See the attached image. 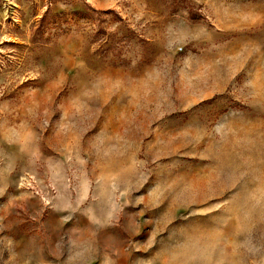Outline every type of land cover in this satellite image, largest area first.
<instances>
[{"label":"rangeland","instance_id":"374dc122","mask_svg":"<svg viewBox=\"0 0 264 264\" xmlns=\"http://www.w3.org/2000/svg\"><path fill=\"white\" fill-rule=\"evenodd\" d=\"M0 264H264V0H0Z\"/></svg>","mask_w":264,"mask_h":264}]
</instances>
